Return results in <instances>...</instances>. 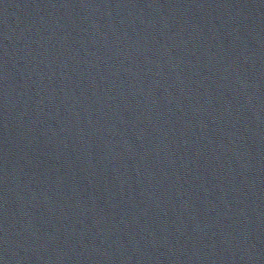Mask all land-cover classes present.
<instances>
[{
  "label": "water",
  "instance_id": "water-1",
  "mask_svg": "<svg viewBox=\"0 0 264 264\" xmlns=\"http://www.w3.org/2000/svg\"><path fill=\"white\" fill-rule=\"evenodd\" d=\"M0 264H264V0H0Z\"/></svg>",
  "mask_w": 264,
  "mask_h": 264
}]
</instances>
